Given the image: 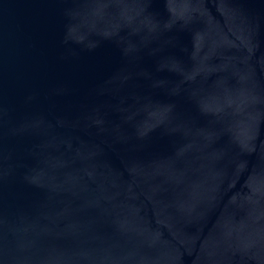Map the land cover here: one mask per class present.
<instances>
[{"label": "water", "instance_id": "95a60500", "mask_svg": "<svg viewBox=\"0 0 264 264\" xmlns=\"http://www.w3.org/2000/svg\"><path fill=\"white\" fill-rule=\"evenodd\" d=\"M0 264H264V0H0Z\"/></svg>", "mask_w": 264, "mask_h": 264}]
</instances>
